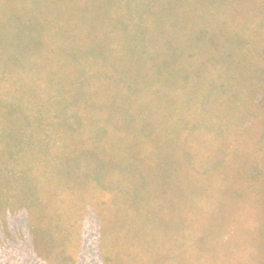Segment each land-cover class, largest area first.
<instances>
[{
    "label": "rangeland",
    "instance_id": "obj_1",
    "mask_svg": "<svg viewBox=\"0 0 264 264\" xmlns=\"http://www.w3.org/2000/svg\"><path fill=\"white\" fill-rule=\"evenodd\" d=\"M103 1L97 9L166 10L171 4L147 0L148 6L136 8L122 6L130 0ZM17 5L0 7V13L49 8ZM193 15L191 24H184L190 143L185 183L176 182L177 189L166 180V155L161 168L150 165L138 171L130 195L121 191L122 181H133L125 159L121 166L118 158L101 160L97 151L76 153L61 125L70 108L55 107L38 121V107L27 100L21 116L27 112L28 127L21 139L18 107L3 101L19 99L26 84L16 82L8 64L0 75V188L8 202H17L20 195L28 219L36 223L41 248L37 264H264V0H199ZM10 35L19 40L15 47L21 60L25 55L26 26L1 23L0 62L11 61ZM29 135L35 139L31 145ZM84 142V149L92 148L91 141ZM77 154L81 160L74 166ZM101 163L111 165L113 176L105 180L107 200L72 198L69 188L52 182L65 175L77 181L71 175L96 170ZM115 175L118 181L113 182ZM95 179L101 182L100 176ZM77 191L87 197L92 187Z\"/></svg>",
    "mask_w": 264,
    "mask_h": 264
},
{
    "label": "trees",
    "instance_id": "obj_2",
    "mask_svg": "<svg viewBox=\"0 0 264 264\" xmlns=\"http://www.w3.org/2000/svg\"><path fill=\"white\" fill-rule=\"evenodd\" d=\"M144 1L130 0L122 6H148V1ZM198 2L171 0L166 10H100L96 4L105 3L103 0H0L1 8L17 7V3L49 7L38 8L42 11L21 10L18 14L12 9L8 15L0 13V24L26 26L23 60L15 47L19 40L10 35L11 61L0 62L1 76L10 65L16 82L26 84L19 99L3 101L18 107L20 138L24 139L28 127L27 112L21 116L27 100L30 106L38 107L34 117L38 121L55 107L70 108L71 115L66 113L61 125L77 146L76 153L97 151L103 154L101 160L111 162L118 158L121 166L125 159L133 181L129 182L130 177L126 183L122 181L121 191L127 189L130 195L128 189L136 184L138 171L150 165L161 168V157L166 155L170 157L166 177L169 188L177 189L173 187L176 182L180 186L185 183L191 86L188 88L185 73L188 27L184 24L193 21ZM2 43L6 47L5 38ZM56 115L60 118L59 113ZM30 135L26 137L28 144L35 140ZM87 139L93 144L89 150L84 149ZM2 145L7 152V141ZM74 159L77 166L81 159L78 154ZM110 166L102 164L79 175L77 171L71 177L81 180L78 183L69 180L68 175L52 182L58 188H69L72 198L107 200L104 184L109 176L113 178L109 175ZM172 168L177 169L176 174L171 173ZM96 176H100L101 184ZM41 178L44 183V174ZM115 179L118 181L117 175L113 182ZM80 187H92L90 195L84 197L77 191ZM47 191L53 201V190ZM18 197L17 202H8V194L0 188V264H37L40 235L34 220L28 219L24 199ZM168 197L169 194L164 199Z\"/></svg>",
    "mask_w": 264,
    "mask_h": 264
}]
</instances>
